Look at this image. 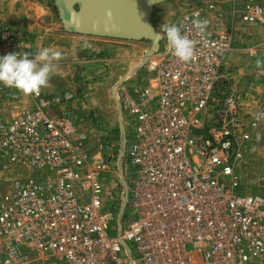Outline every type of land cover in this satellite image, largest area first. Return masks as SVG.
I'll list each match as a JSON object with an SVG mask.
<instances>
[{
	"label": "built area",
	"instance_id": "built-area-1",
	"mask_svg": "<svg viewBox=\"0 0 264 264\" xmlns=\"http://www.w3.org/2000/svg\"><path fill=\"white\" fill-rule=\"evenodd\" d=\"M240 6L264 33L263 2ZM173 24L197 41L196 60L157 44L138 85L113 94L123 131L98 153L70 88L0 117V264H264V171L240 175L264 100L227 64L230 32L199 9ZM30 37L0 23V56L27 52Z\"/></svg>",
	"mask_w": 264,
	"mask_h": 264
},
{
	"label": "rangeland",
	"instance_id": "rangeland-1",
	"mask_svg": "<svg viewBox=\"0 0 264 264\" xmlns=\"http://www.w3.org/2000/svg\"><path fill=\"white\" fill-rule=\"evenodd\" d=\"M248 1L253 0H163L158 2L155 4L156 6L154 5L155 11L150 17V22L159 35L157 44L159 45L167 39L166 34L161 31L162 25H172L178 16L192 9L202 10L214 30L228 31L232 34L233 39L238 41V45L232 44L233 51L231 50L227 64L235 68L240 87L264 100V55L262 54L264 53V44L262 43L264 33L261 28L245 21L244 7H241L240 4ZM260 1L264 4V0ZM233 3L236 4L234 11L232 10ZM4 7L8 9L12 19L9 21L6 17V22L0 20V23L29 32L31 34L30 48L27 52L32 55L35 54L36 44L33 47V43L37 42V37L31 33L34 30L28 28V21L25 19L39 13V23L44 26L60 27L62 23L57 12L56 0H0V15L4 13L2 10ZM96 39L102 43V49L96 52V56L89 57L97 59L95 60L96 64L91 65L94 68L93 72L80 70L79 74L71 75V79L66 78L61 84V86L65 85L64 87L72 89L87 107L92 106V101L97 102L100 98L107 107L105 116L94 114L90 108H87L91 111L93 123L83 124V126L88 130V148L92 151H97L103 139L114 142L118 139V115L113 94L116 93L119 83L123 80H125L124 85L129 89L138 85L141 73L146 74L147 70L135 71L136 66L143 62L144 57L142 56H147L145 50L152 45L149 40L145 39L126 40L106 37ZM238 53L246 58L247 64L237 63ZM245 69L248 71L246 76H244ZM246 78L249 84L252 83L250 86L245 85L244 88L243 80ZM54 83V81H50L51 86ZM2 86L0 84V90ZM61 86L60 88H62ZM13 90L19 92L17 97L12 95L13 97L4 99V94L1 95L3 99L0 105V117L8 118L10 113L16 115L22 110L28 109L29 96L23 95L15 88ZM106 150L108 147L103 148V151L106 152ZM262 171H264V117L254 136L249 154L241 162L240 175L242 179H250ZM105 176L107 180L111 179L110 173H106Z\"/></svg>",
	"mask_w": 264,
	"mask_h": 264
},
{
	"label": "water",
	"instance_id": "water-1",
	"mask_svg": "<svg viewBox=\"0 0 264 264\" xmlns=\"http://www.w3.org/2000/svg\"><path fill=\"white\" fill-rule=\"evenodd\" d=\"M64 29L84 35L126 40H149L147 55L157 45L150 22L153 7L163 0H56ZM119 127L123 125L118 117Z\"/></svg>",
	"mask_w": 264,
	"mask_h": 264
},
{
	"label": "clouds",
	"instance_id": "clouds-1",
	"mask_svg": "<svg viewBox=\"0 0 264 264\" xmlns=\"http://www.w3.org/2000/svg\"><path fill=\"white\" fill-rule=\"evenodd\" d=\"M206 23L198 19L194 21L201 33ZM161 31L166 34L167 46L175 58L182 63L196 60L197 41L182 34L180 26L164 24ZM65 58V54L51 47H44L34 55L16 52L0 56V84L15 88L25 96L39 97L42 90L49 87L59 62Z\"/></svg>",
	"mask_w": 264,
	"mask_h": 264
},
{
	"label": "crops",
	"instance_id": "crops-1",
	"mask_svg": "<svg viewBox=\"0 0 264 264\" xmlns=\"http://www.w3.org/2000/svg\"><path fill=\"white\" fill-rule=\"evenodd\" d=\"M155 6L153 7L152 14L155 11ZM2 10L4 13L0 15V20L5 23L6 22L5 20L7 17L10 21V19H12V18L10 16V14L8 13V9L6 7H4V9L2 8ZM10 11H12V10L10 9ZM39 19H40L39 13H37L34 17L32 16V17L25 19L28 21L27 24L29 27L27 25L26 26L28 28L34 30V31H32V32L30 31V32L33 33V35H35L37 37L36 38L37 42L33 43V47H34V44H36V47H34L35 53L44 47H51L55 50L61 51L63 54H65V57H66L64 60L59 62V65H58L57 70H56V74L51 79L52 81L55 82L54 85L51 86V84H50L48 88H45V90L47 92H53V91H58L59 89L65 88L64 87L65 85L61 86V84H63V82H64V79H66V78L71 79L72 78L71 75H76V73H78L80 70H87L89 73H92L94 68L91 67V65L96 64L95 60H97V59L89 58V57L91 55L96 56V52H99L102 49V43L99 40H97L96 38H105V37L90 36V35L74 33V32H71V31L64 29L62 23H61L62 27L61 26L60 27L50 26V25L44 26L41 23H39ZM19 20L22 21L23 19H19ZM237 42H238L237 40L235 41L233 39L232 44L238 45ZM262 43L264 44V40L262 41ZM85 44H87V46H85ZM232 51H230V53L228 54L227 59L230 58V54ZM238 54H239V56H238L237 63H239V64L241 63L240 65L247 64L246 58L243 57V55L241 53H238ZM262 54L264 55V53H262ZM258 56L260 57V55H258ZM242 69H244V67H242ZM244 72H243L244 76H246L247 75L246 73L248 71H246V69H245ZM251 83L250 84L248 83L247 78L245 80H243L244 88H245V85L250 86ZM60 86L62 88H60ZM51 87H52V89H51ZM247 89H250V88L247 87ZM9 91L15 93L13 88L6 87L4 85L2 86V88L0 90V105L2 103L3 98L4 99L10 98L7 95L9 93ZM2 94H4L3 98L1 97ZM9 96H11V95H9ZM98 98H100V97H98ZM91 103H92V106L90 105L87 107L86 105H84V109L90 108L92 110V112H94V114H97L99 116L107 115L106 114L107 113V107L105 104H103L101 102V98L99 99V101H97V102L92 101ZM32 106H33V103L29 97L27 107L29 109ZM87 110H89V109H87ZM13 116H14V114L10 113L8 115V118H11Z\"/></svg>",
	"mask_w": 264,
	"mask_h": 264
},
{
	"label": "bare ground",
	"instance_id": "bare-ground-1",
	"mask_svg": "<svg viewBox=\"0 0 264 264\" xmlns=\"http://www.w3.org/2000/svg\"><path fill=\"white\" fill-rule=\"evenodd\" d=\"M148 57H151V54H148L147 56H145L144 59H145V58H148Z\"/></svg>",
	"mask_w": 264,
	"mask_h": 264
}]
</instances>
